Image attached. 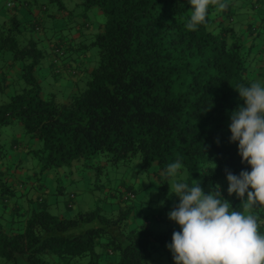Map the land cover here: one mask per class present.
<instances>
[{"label": "trees", "instance_id": "1", "mask_svg": "<svg viewBox=\"0 0 264 264\" xmlns=\"http://www.w3.org/2000/svg\"><path fill=\"white\" fill-rule=\"evenodd\" d=\"M67 1L6 0L17 12L0 18V125H21L8 139L0 134V260L155 264L168 233L134 221L130 205L58 215L41 192L28 194L30 183L40 180L38 171L94 154L111 162L137 155L162 185L163 170L176 160L188 177L210 163L212 177L251 171L230 142V114L244 103L235 88L255 82L249 47L231 19L243 5L257 11L262 0H221L224 10L209 5L196 30L186 28L188 0H80L104 18L73 47L66 41L74 25L89 24ZM44 15L49 23L40 29ZM259 18L246 24L255 37L264 33V11ZM22 155L34 160L33 173L19 166Z\"/></svg>", "mask_w": 264, "mask_h": 264}, {"label": "clouds", "instance_id": "2", "mask_svg": "<svg viewBox=\"0 0 264 264\" xmlns=\"http://www.w3.org/2000/svg\"><path fill=\"white\" fill-rule=\"evenodd\" d=\"M188 3L189 30L206 22L209 5L227 8L221 0ZM235 90L244 103L230 114V142L238 144L241 162L251 171L235 175L226 169V179L227 194H235L242 211L224 198L219 184L206 193L201 181L192 179L189 185L177 179L182 168L180 160L169 163L162 175L170 181L169 197L179 198L178 205L168 213V219L180 228L173 231L172 241L166 245L174 264H264V233L258 217L252 214L254 208L264 206V85L255 81L249 86L238 85ZM215 168L216 164L210 169Z\"/></svg>", "mask_w": 264, "mask_h": 264}, {"label": "rangeland", "instance_id": "3", "mask_svg": "<svg viewBox=\"0 0 264 264\" xmlns=\"http://www.w3.org/2000/svg\"><path fill=\"white\" fill-rule=\"evenodd\" d=\"M5 1L0 0V18L10 12L5 5ZM79 1L68 0L66 5L72 13L77 14L79 19L86 21L89 27L96 26L97 23L102 22L104 16L97 6H90L84 9L78 3ZM260 3L261 5H258L256 12L251 7L249 9L254 16L260 15L264 11V5H262L264 0L260 1ZM40 20V29L43 26H48L49 21L45 19V16L44 18L40 17ZM59 21H56V27H61L59 26ZM231 21L236 30L244 35L245 32L241 30L243 29L241 23L244 21L241 10L235 9ZM64 22L65 20H63ZM239 26L240 29L238 28ZM259 32L262 33L264 31L261 30ZM89 53L91 54L92 65H94L97 56L96 51L91 47ZM45 60H48L47 56ZM83 81L80 86H82ZM259 82L264 85V75L263 80ZM45 87L46 89H53L50 85H45ZM61 89L62 87H58V90ZM1 94L0 92V98ZM62 97L63 92L57 94L58 99H62ZM15 129L21 130L19 122L0 125V134L3 138L6 137L8 139L11 136L8 133L11 130L16 132ZM29 140L32 141V139ZM33 164V159L26 155L21 156L19 166H23L28 174L30 172L33 173V168H35ZM208 166V168L200 170L193 177H188L187 171L182 168L177 179L189 185L193 183L192 179L201 181V187L206 193L219 184L224 198L230 201L233 208L242 211L239 208L241 201L235 194L231 197L227 194L228 182L226 176L212 177L211 173L213 171L210 168H213V163L208 164ZM152 170L153 167L149 170L143 168L137 155L125 162H111L105 156L94 154L86 160H73L69 165L66 164L56 169L53 168L42 172L38 171L36 177L47 188L45 192H42L43 199L49 204L50 212L54 214L71 216L78 210L94 208H99L101 212L111 214L115 213L118 205L123 203L130 205L129 217L134 218V221H145L148 226L156 225L155 228L158 231H166L168 233V243L153 253L152 262L155 264H172L174 263L173 256L166 245L171 243L173 231H179L180 228L175 222L168 219V213L178 205L179 198L175 195L169 197V186L167 184L170 183L169 179L162 185V182L153 175ZM207 170L208 173L206 174ZM201 174L206 175L202 176ZM35 191H37L36 187L31 188L28 194L35 196ZM126 193H132V195L125 197ZM67 203L70 204V207L67 206ZM252 214L258 217V223L261 225L260 231L264 233V206L254 208ZM0 264L4 263L0 260Z\"/></svg>", "mask_w": 264, "mask_h": 264}, {"label": "crops", "instance_id": "4", "mask_svg": "<svg viewBox=\"0 0 264 264\" xmlns=\"http://www.w3.org/2000/svg\"><path fill=\"white\" fill-rule=\"evenodd\" d=\"M262 5H264V4H262ZM248 6L249 5H246V6L243 5V9H242V7L239 8V10L242 11V16L244 17V21L241 23L242 26H243V29H241V30H242V32H245L243 39L245 41L246 46L249 47L250 55L248 57L251 58V64H252V69H253L252 73L254 75L253 76L254 80L255 81L259 80L260 81V80H263V75H264V33L261 34L259 37L258 36L255 37L252 34H250L249 31H247L248 28H246V24L248 22H254L255 24H258L260 22V18H258L260 15L254 16L249 11L250 8ZM14 9L15 8L13 7V9L10 10V12H17V9H15V10ZM233 26H234V24H233ZM74 27L76 29H75V31H73L70 34L71 35L70 38H69L70 41H66L68 47H73L72 43L73 44H77V43H80L81 41L86 40L89 37L88 35L92 34L95 31V28H96V26L89 27V26H84V25L80 27V26H78V24H75ZM238 28L240 29V26ZM248 33L250 35H248ZM246 35H247V37L245 39ZM74 47H75V45H74ZM73 51H72V54L74 55ZM84 60L85 59H83V61ZM80 61H78V64H80ZM30 185H33L34 188L36 187V189H37V191H35L36 194L40 193V192L41 193L45 192V190L47 189L46 186L44 185V183L41 185V184H39V181H34V183L33 182L30 183ZM22 192L24 193V190ZM152 226L154 228L156 227V225H152ZM172 264H174V263H172Z\"/></svg>", "mask_w": 264, "mask_h": 264}, {"label": "built area", "instance_id": "5", "mask_svg": "<svg viewBox=\"0 0 264 264\" xmlns=\"http://www.w3.org/2000/svg\"><path fill=\"white\" fill-rule=\"evenodd\" d=\"M7 4H8V5H11L12 3H11V2H8ZM54 50H55L56 52H57V51L59 52V48H56V49H54ZM55 59H57V58L54 57V60H55ZM57 60H58V59H57ZM125 195H126V196H131L132 193H126Z\"/></svg>", "mask_w": 264, "mask_h": 264}]
</instances>
